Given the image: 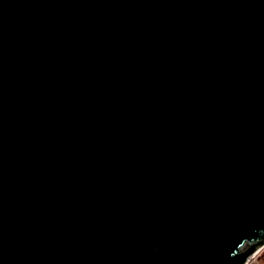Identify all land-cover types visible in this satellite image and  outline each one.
Masks as SVG:
<instances>
[{"label":"water","instance_id":"water-1","mask_svg":"<svg viewBox=\"0 0 264 264\" xmlns=\"http://www.w3.org/2000/svg\"><path fill=\"white\" fill-rule=\"evenodd\" d=\"M262 250L264 0H0V264Z\"/></svg>","mask_w":264,"mask_h":264},{"label":"trees","instance_id":"trees-1","mask_svg":"<svg viewBox=\"0 0 264 264\" xmlns=\"http://www.w3.org/2000/svg\"><path fill=\"white\" fill-rule=\"evenodd\" d=\"M255 264H264V250H262L256 257Z\"/></svg>","mask_w":264,"mask_h":264},{"label":"built area","instance_id":"built-area-1","mask_svg":"<svg viewBox=\"0 0 264 264\" xmlns=\"http://www.w3.org/2000/svg\"><path fill=\"white\" fill-rule=\"evenodd\" d=\"M259 254V253H258ZM258 254H256L255 256H253L247 264H255V260H256V257L258 256Z\"/></svg>","mask_w":264,"mask_h":264}]
</instances>
